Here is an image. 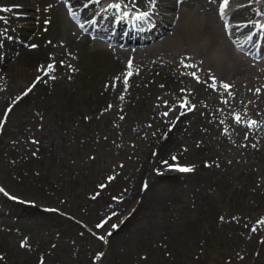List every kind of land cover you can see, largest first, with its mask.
Listing matches in <instances>:
<instances>
[{
	"label": "bare ground",
	"instance_id": "1",
	"mask_svg": "<svg viewBox=\"0 0 264 264\" xmlns=\"http://www.w3.org/2000/svg\"><path fill=\"white\" fill-rule=\"evenodd\" d=\"M71 1L76 6L79 0ZM98 1H88L80 13L88 17ZM117 1L122 2V16L118 17V9L110 7L112 4L105 5L100 12L104 21L94 31L101 34L102 28L111 26L114 40L124 41L123 48L78 34L65 20L56 0H12L6 10L13 14L10 18L0 16V169L13 173L9 187L23 192L30 187L41 195L36 182H48L54 173H50L52 166L58 167V176L85 172L94 179L109 172L100 165V158L108 159L110 150L122 147L120 156L129 158L132 166L136 164L128 178L131 182L117 202L123 216L130 212L121 225L124 231L126 224L138 220L142 213L141 206L131 210L135 200H144L143 204L154 211L161 209V187L175 184L177 176L173 175L180 174L177 169H164L162 161L173 156L183 158L196 163L195 170L207 181L204 186H212L218 199L209 197L202 211L192 215L180 226L182 229L167 234L170 254L175 255L172 260L179 264H220V259L236 254L248 259L259 254L263 258L264 233L258 220L264 216V177L260 176L264 175V132L251 133L244 147L233 146L228 151V146L237 141L233 137L241 132L240 126L232 125L230 134L220 131L214 94L210 96L213 81L203 76L204 80L197 82L188 68L177 67L178 61L173 58L179 56L175 51H194L222 74L240 70V60L226 42L215 13L210 6L201 11V6L208 4L202 0H156L153 12L139 22L146 24L143 27L131 24L129 15L125 20L124 4L149 7V0ZM253 6L257 3L240 5L231 16L245 19L252 15ZM34 14L38 21H27ZM6 22L16 26L10 36L6 35ZM250 25L241 22L229 28L233 36L241 37ZM124 30L125 38L121 37ZM22 43L25 46L19 47ZM167 49L175 51L172 55L160 51ZM211 49H218L219 55L216 50V55L212 54ZM66 54L74 58L67 57L66 61ZM157 54L168 61L160 60ZM129 55L131 67L125 63ZM50 64L54 70L47 75L38 71ZM35 73L42 74L40 79L31 91H25L21 86ZM178 99L194 104L193 110L178 113ZM6 104L11 105L8 112ZM33 113L41 116L43 128L32 123ZM168 122H173L171 128ZM24 136L27 144L21 140ZM167 173L169 176L164 177ZM0 189L2 225H8L9 217L35 215L36 206L21 200L8 187L0 185ZM191 210L188 207L186 212ZM254 227L256 231H252ZM10 230L0 234V252L18 253L14 242L7 240ZM27 257L20 263H26ZM8 258L18 260L13 255Z\"/></svg>",
	"mask_w": 264,
	"mask_h": 264
},
{
	"label": "rangeland",
	"instance_id": "2",
	"mask_svg": "<svg viewBox=\"0 0 264 264\" xmlns=\"http://www.w3.org/2000/svg\"><path fill=\"white\" fill-rule=\"evenodd\" d=\"M248 1L261 2L260 5L264 9V1ZM11 2L12 0H0V16L10 18V14H13V12L4 13L3 10L7 9L6 7ZM109 2H114V0H109ZM240 2L242 3V1ZM70 3L73 2L70 1ZM29 10L31 11V9ZM36 14L31 18L29 17L27 21L37 22ZM6 24L9 25V22ZM33 24L34 22L30 23V25ZM24 46L22 43V47ZM211 50L212 54L216 55L217 52V55H219L218 49H215L216 52L213 49ZM183 61L186 64L188 59ZM220 73L222 75V72ZM38 77L40 78L39 74H34L21 87L26 91L30 87L27 84L33 79L38 81L36 79ZM234 88L230 96L235 98L240 92V87L236 88L235 86ZM217 91L216 93L219 96L226 92L223 89ZM7 107L9 105L6 104L4 106L6 112L9 111ZM40 117H36V114L33 113V119L31 118L34 125H42L38 129L44 127ZM38 120L41 121L37 122ZM167 124V127L170 126L169 128L173 125L169 122ZM25 136L21 140L23 139L22 141L27 144L28 138ZM110 138L108 136L106 140L109 141ZM113 146L120 147L119 144ZM110 151L112 152L111 157L108 159L105 157L100 158L99 161L100 165H105L109 172L107 173L106 170L103 175H98L94 179L87 176L88 174L85 172L76 174V176L69 175V178L62 176L61 173L58 176V167L52 166L50 173H54L50 174L49 183L36 182L40 186L42 196L30 187H28V192L12 189L9 186L12 184L10 179L13 173L9 172L8 174L6 172V174L3 169H0V171L2 170L0 172V185L8 187V190L12 193H18L21 200L36 206L34 207L36 213L33 217L27 218L21 215L16 216L17 218L9 217V223L5 225V228L0 225V234L4 230L11 229V232L7 235V237L9 236L7 240L10 239V242H14V245L18 248L15 250H19L18 253L11 251H5L4 253V251H1L0 253L3 254H0V257H3V259H0V264H179L172 260L175 255L170 254V247H168L170 244L168 245L166 242L167 234L174 233L177 228L180 229V226L193 218L192 215L197 212L200 213L209 197L218 199V193H215L212 186H204L207 181L204 182L197 170L194 173L187 172L188 174L181 172L179 175L184 177L173 173L175 174L173 176H177L175 184L173 183L171 186L164 184L159 191L163 197L162 204H164L161 209L154 211L151 206L149 208V204H143L144 200L141 202L135 200L131 210L136 209V207L139 209L141 206L142 213L139 214L138 220H135V222L134 220L128 222L123 231L121 225L129 214L123 216V211L117 206V202L131 182L132 175L130 173L133 169H136V164L132 166L131 162L129 163L127 160L129 158L123 155L120 156L124 151L122 147ZM88 152L90 150L86 151V153ZM93 152L91 150V153ZM135 155H137L136 152ZM88 158L90 159V156H87ZM165 161L168 164L169 162H176L168 159ZM168 164H163L164 168H169L167 167ZM107 165L111 168H108ZM39 174L40 170L36 171L38 178L40 177ZM44 176L43 173L42 178ZM166 176H169L168 173L164 175V177ZM35 189L38 188L35 187ZM202 190L203 194H201ZM196 197L200 199L196 201ZM138 202L140 203L137 205ZM188 207L192 209L189 213L186 212ZM99 224H103V226L97 227ZM113 225H117V227L113 228ZM109 233L111 235H108ZM100 237H104V239H100ZM22 243L24 244L23 247L21 246ZM12 255L13 257L16 256L18 260L8 258ZM26 256H29L27 262L21 261L20 263V260H23ZM263 260L264 257L259 258V254L251 259L240 256V254L238 257V254H236L234 258L226 256V259L222 258L219 261L220 264H262Z\"/></svg>",
	"mask_w": 264,
	"mask_h": 264
},
{
	"label": "snow or ice",
	"instance_id": "3",
	"mask_svg": "<svg viewBox=\"0 0 264 264\" xmlns=\"http://www.w3.org/2000/svg\"><path fill=\"white\" fill-rule=\"evenodd\" d=\"M149 3L152 5V7H155V5H156V0H149ZM229 3H230V0H221V3H220V8H219V12H220V15H221V18L223 19L224 18V16H225V14H226V9L228 8V6H229ZM110 7H115V8H117V9H119L120 8V5L119 4H115V5H111ZM74 15V14H73ZM148 15H149V13H147V12H140L139 14H137L135 17H134V19L135 20H137V21H140V20H144L145 18H147L148 17ZM47 23V22H46ZM262 27H264V26H262ZM32 47H36L35 45H32ZM62 63V62H61ZM185 67H189V66H191V67H195V65H184ZM129 67H131V62H129ZM51 70H54V66L53 65H48L47 67H44V66H41V68L40 69H38V71H44L45 72V74L47 75V73L49 72V71H51ZM191 75L197 80V82H200V78L196 75V73L195 72H192L191 73ZM38 80L40 79L39 77L37 78ZM211 79L213 80V83L211 84V85H209L210 87H212L213 89H215V77H211ZM124 83H125V85H127V83H128V81H127V79H125V81H124ZM113 86H115V85H113ZM221 86L227 91L229 88H230V85H228V84H226V83H223V82H221ZM29 91H31V89H29ZM258 91V90H257ZM229 95H231V93H229ZM123 97H121V99H122ZM225 102H227V101H225ZM182 107H187L188 105H187V103L185 102L184 104H182L181 105ZM11 109H9V111H10ZM189 110H191V109H189ZM167 114L168 113H164V115L165 116H167ZM181 114H183V113H181ZM5 115H7V113H5ZM235 122L236 123H240V121H241V118H240V116L239 115H236L235 116ZM255 121H252V122H250L249 123V127H252V126H254L255 125ZM171 130V129H170ZM173 160H176V157H173L172 158ZM162 163L163 164H168V162L167 161H162ZM207 166V165H206ZM168 167L169 168H172V167H176L177 168V170H179L180 172H191L192 171V168L191 167H184V166H179V165H168ZM110 179H112V178H110ZM101 187H103V185H101ZM145 187H147V185H145ZM0 191H3V189H0ZM259 223H264V221H260ZM103 226V224H99V225H97V227H102ZM117 227V225H113V228H116ZM252 231H256V228L254 227L253 229H252ZM108 235H111V233H109ZM100 239H104V237H100ZM21 246L23 247L24 246V244L22 243L21 244ZM0 259H3V257H0Z\"/></svg>",
	"mask_w": 264,
	"mask_h": 264
}]
</instances>
